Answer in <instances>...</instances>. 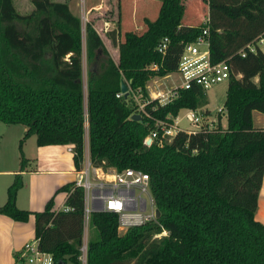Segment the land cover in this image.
I'll return each mask as SVG.
<instances>
[{"label":"trees","instance_id":"16d2710c","mask_svg":"<svg viewBox=\"0 0 264 264\" xmlns=\"http://www.w3.org/2000/svg\"><path fill=\"white\" fill-rule=\"evenodd\" d=\"M28 1L30 10L20 13L11 0H0V121L21 124V138L32 134L36 145H70L73 168L86 149L93 167L145 172L157 210L153 220L121 232L113 212L89 211L84 264H264V225L253 217L264 128L251 123L252 110L264 111V54L235 53L256 34L264 35V0H203L206 20L196 24L180 22L185 0H159L154 17L141 18L138 32L120 29L116 2L112 28L100 34L91 18L83 23L84 95L79 18L65 1ZM203 24L211 60L226 59L231 70L222 101L224 126L216 113L211 127L177 130L159 145L155 139L144 144L156 119L170 123L177 109L204 103L198 85L176 87L163 103L144 89L151 76L174 71L182 43ZM162 36L167 41L158 53L154 46ZM120 79L127 86L124 96ZM130 93L144 101L142 111ZM19 183L16 178L6 187L0 214L23 221L31 213L37 246L51 254L53 264H79L81 188L64 182L55 190L65 192V208L53 210L49 197L40 210L29 211L14 204ZM160 230L165 233L152 236Z\"/></svg>","mask_w":264,"mask_h":264},{"label":"built area","instance_id":"2783aa9c","mask_svg":"<svg viewBox=\"0 0 264 264\" xmlns=\"http://www.w3.org/2000/svg\"><path fill=\"white\" fill-rule=\"evenodd\" d=\"M205 20L206 17L204 16L201 22L204 23ZM166 41V37L162 36L154 46L155 51L162 53ZM263 46L264 35L260 32L238 47L235 53L243 56L246 52H254L256 49L261 51ZM149 66L155 67L154 64ZM174 71L178 74L179 83L163 92L156 93L154 97L159 103H163L172 97L176 87L188 88L191 85H198L204 90L207 86L221 81L226 83L231 73L226 59L211 60L208 51L207 26L205 24L200 27L199 32L192 39L182 43L176 58ZM117 94L115 93V95ZM143 102L140 100L135 109L142 111ZM184 109L186 120L194 127L189 129L178 127L173 118H171L170 123L156 119V129H150L146 133L143 137V143L147 144L155 139L157 145H159L162 140L168 141L177 130L193 132L201 126H213L211 121L214 118L210 120L207 113H199L196 109ZM216 110L218 113L223 112V107H216ZM146 139H148L147 142H145ZM66 148L71 151L70 145H67ZM71 181L73 185L79 186L82 191V223L87 218L89 211H111L115 214V229L121 232L127 227L142 224L145 221L153 220L155 217V207L148 189L147 175L139 169L124 167L120 170H114L109 167L102 170L99 167H93L89 164L86 149H84L79 166L73 168ZM37 241L38 237L33 235L26 239L19 248L15 262H12V264H53L51 254L39 249ZM85 241L82 240L81 235V242L76 256L79 264H84Z\"/></svg>","mask_w":264,"mask_h":264},{"label":"crops","instance_id":"0c3cea01","mask_svg":"<svg viewBox=\"0 0 264 264\" xmlns=\"http://www.w3.org/2000/svg\"><path fill=\"white\" fill-rule=\"evenodd\" d=\"M59 1H65L68 10L73 15L77 17L82 15L84 20L91 18L93 28L100 34L112 28L114 25V0ZM125 1L127 16L121 17V8L119 4V27L127 28L133 26L134 28H138L139 25L141 26L142 24V17H154L156 12L154 7L157 4H153L152 2L155 0ZM150 7H153V10L151 13L150 11L147 13L146 10ZM104 15H107V17H104ZM102 42L106 45L103 39ZM113 52L115 56V48H113ZM83 62L85 63L84 55L80 53V66ZM167 74L168 72L163 75L154 76L152 81L154 80L156 83L150 87L149 85L147 87L145 81L144 89L146 94L155 96L156 93L168 89L169 87H165L164 90L160 88V84L162 83L161 79ZM251 123L253 126L264 128V124L259 123L255 125L252 120ZM66 147L67 144L54 143L36 145L34 143L33 153L25 154V158L28 162L26 167L22 169H17L16 167L0 170V172L3 173L16 171L21 175V184L14 196V204L16 207L29 211L40 210L49 197H51V206L53 210L63 207L65 192L55 189L64 182L71 181L73 177L71 151ZM253 217L264 225V165L259 188L257 190ZM32 221L33 218L31 213H29L27 218L23 221L13 220L4 214H0V264H12V254L17 253L22 243L33 235Z\"/></svg>","mask_w":264,"mask_h":264},{"label":"rangeland","instance_id":"374dc122","mask_svg":"<svg viewBox=\"0 0 264 264\" xmlns=\"http://www.w3.org/2000/svg\"><path fill=\"white\" fill-rule=\"evenodd\" d=\"M12 4L14 6V9L17 12L25 13L28 12L31 8V4L28 0H11ZM118 2V5L120 4L121 8V17L127 16L126 12V1L125 0H114V4ZM153 4H157L154 7V10H156L159 0H155L152 2ZM151 3V5H152ZM153 7H150L146 12L150 11L152 12ZM206 13V7L203 0H185L184 1V8L180 17V22L182 23H198L199 21H202L203 16H205ZM80 22V36H81V53L83 54V40H82V27L84 23V18L82 15L79 17ZM151 19V18H149ZM143 28V24L141 26L139 25L138 28L131 27H120L121 30L124 29H131L136 32L140 31ZM109 51L110 56L114 59V52L113 48ZM262 52L264 53V46L262 47ZM88 65L87 63L83 62L81 65V76H80V82H81V89L84 95L85 90V77H86V69ZM264 73V68H263ZM154 76H151L150 79L146 80L147 87L149 85L153 86L154 83H156L152 79ZM254 81L256 80V76H253L252 78ZM162 83L160 84V88L162 90L165 89V87H172L174 85H177L179 83V77L178 74L175 71H170L168 74L161 79ZM225 81L218 82L216 84L207 86L203 90V97H204V103L196 107V111L201 113L204 109L207 110V117L212 120L211 123L214 125L215 123V115L218 113L216 110V107L222 106V101L224 98V89H225ZM159 87V86H158ZM148 97H154L152 94ZM130 98L133 103H135V106L137 103L140 102V99L137 97V94L130 93ZM160 98V97H158ZM251 120L253 124L258 125L259 123L264 124V111L259 112L252 110L251 111ZM185 109L179 108L177 109L173 119L176 122V125L178 127H181L183 129H189L190 127H194L193 125H190L188 121L186 120L185 116ZM222 114V115H221ZM203 115V114H201ZM261 119V120H258ZM219 124L221 126H224V115L223 112H220L219 114ZM22 125L19 123H3L0 121V170L6 169V168H16L22 169L28 165L27 159L25 158V154H31L33 153V147H34V139L33 135H28L24 138H21L22 135ZM20 141V147L18 148V141ZM23 157L22 160V166H20V159ZM18 179L20 183L15 188V192L19 188L21 184V175L19 172H9V173H3L0 172V204L4 201L5 198V191L6 187L15 179ZM59 191V190H57ZM15 196V194H14ZM52 202V201H51ZM87 218L83 221V227H82V240L85 241L87 237L91 234L92 228L87 224ZM165 233L164 230H161L160 232H157L154 234V236L163 235ZM64 264H73L69 260H65Z\"/></svg>","mask_w":264,"mask_h":264},{"label":"water","instance_id":"95a60500","mask_svg":"<svg viewBox=\"0 0 264 264\" xmlns=\"http://www.w3.org/2000/svg\"><path fill=\"white\" fill-rule=\"evenodd\" d=\"M119 91L122 93L123 96L126 94V91H127L126 83L122 79L119 80ZM131 117L136 118V117H138V114H136V113L131 114ZM147 141H148V139L145 140V142H147ZM156 215H157V210L154 209V216H156Z\"/></svg>","mask_w":264,"mask_h":264}]
</instances>
